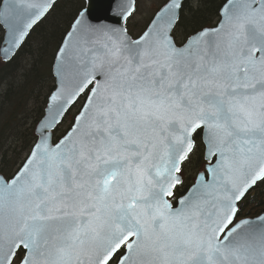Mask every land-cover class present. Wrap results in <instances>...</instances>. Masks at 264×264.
<instances>
[{"label":"snow or ice","instance_id":"6c2138e0","mask_svg":"<svg viewBox=\"0 0 264 264\" xmlns=\"http://www.w3.org/2000/svg\"><path fill=\"white\" fill-rule=\"evenodd\" d=\"M54 3L5 4L0 54L10 58ZM181 7L166 0L136 39L85 11L73 20L35 143L13 176H0V264L21 250L20 264H110L121 249L118 264H264V217L234 223L238 202L264 181V0H226L215 28L177 46ZM198 132L204 168L174 207Z\"/></svg>","mask_w":264,"mask_h":264},{"label":"trees","instance_id":"16d2710c","mask_svg":"<svg viewBox=\"0 0 264 264\" xmlns=\"http://www.w3.org/2000/svg\"><path fill=\"white\" fill-rule=\"evenodd\" d=\"M194 1L195 5L190 4V0L183 3L179 21L172 33L177 44H182L187 37L201 29L214 26L220 18V9L226 2ZM84 6V0H59L47 16L32 29L12 60L4 62L0 58V174L5 178L17 172L35 143L34 129L43 115L50 93L55 88L52 66L56 53L71 23ZM127 29L132 35L133 30L128 23ZM3 35L4 31L0 26V46ZM85 96L86 94L79 99L54 130V142L70 128ZM68 118L70 122L67 125ZM194 138L198 147L191 155L192 160L190 157L185 165L190 164L189 167L196 171L205 161L201 154V133L195 134ZM193 181L194 175L187 177L175 189L174 198L171 200L175 203ZM263 211L264 181H261L246 195L238 218L255 217ZM122 253L123 249L117 256ZM22 256L21 250L16 257L20 259Z\"/></svg>","mask_w":264,"mask_h":264},{"label":"water","instance_id":"95a60500","mask_svg":"<svg viewBox=\"0 0 264 264\" xmlns=\"http://www.w3.org/2000/svg\"><path fill=\"white\" fill-rule=\"evenodd\" d=\"M59 0H55V3L54 5L58 2ZM85 1V6L84 8L81 10V11H85L86 13V19L88 20V22H90L91 24L93 25H96L98 27H103V28H126V23L127 21L129 20V18L132 16L133 12L135 11V8H136V0H84ZM185 0H182V7H183V3H184ZM37 2H43V0H37ZM10 3V0H2L1 1V4H0V13H3L4 11V5L5 4H8ZM226 3V2H225ZM224 3V4H225ZM223 4V5H224ZM130 6H134V11L132 12V14L130 16H128L126 19L124 18L123 16V13L130 7ZM162 7V6H161ZM182 7L180 9V12H179V18H180V15H181V11H182ZM223 7V6H222ZM221 7V9H222ZM53 8V7H52ZM52 8L42 17L40 18L33 26L32 28L28 31L27 35L25 36V38L23 39V41L20 43L19 47L18 48H15L14 51L12 53H10V58L6 59L2 54H0V58L2 61L4 62H8L10 60H12L14 58V56L17 54V52L19 51V49L21 48V46L23 45V43L25 42V40L27 39L28 35L30 34V32L32 31V29L39 23L41 22L46 16L47 14L52 10ZM221 9H220V18L218 20V22L212 26V27H207V29H212V28H215L218 23L220 22V20L222 19V15H221ZM80 11V12H81ZM79 12V13H80ZM152 20V19H151ZM179 21V20H178ZM151 22V21H150ZM149 22V23H150ZM178 23V22H177ZM176 23V25H177ZM175 25V27H176ZM0 26L2 27L3 31H4V35H3V41L1 43V46H0V49H3L4 47H7L8 46V36H9V30L7 27H5V25L3 23H0ZM174 27V29H175ZM147 28V27H146ZM173 29V31H174ZM206 29V28H204ZM204 29H201L200 31L204 30ZM70 30V29H69ZM146 30V29H145ZM144 30V31H145ZM143 31V32H144ZM172 31V33H173ZM199 32V31H198ZM171 33V35H172ZM197 33V32H196ZM127 34L130 38L132 39H136V38H133L129 33H128V30H127ZM195 34V33H194ZM192 34V35H194ZM67 35V34H66ZM65 35V37H66ZM191 35V36H192ZM65 37L60 45V47L63 45L64 43V40H65ZM173 37V35H172ZM174 39V37H173ZM175 41V40H174ZM176 43V41H175ZM177 44V43H176ZM177 46H181V45H177ZM59 47V48H60ZM59 50V49H58ZM58 53V51H57ZM57 53H56V56H55V59H54V63H53V66H52V74H53V77H54V80H55V88L53 91H55L56 87L58 86V76H57V69L59 67V62L57 61L56 57H57ZM67 55L69 57H71L73 55V42L70 41L69 45H68V51H67ZM52 91V92H53ZM51 92V93H52ZM85 93H87L86 95V98L83 102V105L87 102V98H88V92L86 91ZM81 94L79 96V98L76 100V102L69 108V110L65 113L62 121L60 122V124L63 122L65 116L67 115V113L71 110V108L78 102V100L85 94ZM48 101V100H47ZM47 105V104H46ZM82 105V107H83ZM81 107V109H82ZM46 109V107H45ZM80 109V110H81ZM79 110V112H80ZM79 112L76 114L78 115ZM74 123V121H73ZM72 123V124H73ZM59 124V125H60ZM58 125V126H59ZM57 126V127H58ZM37 127V125H36ZM35 127V128H36ZM56 127V128H57ZM55 128V129H56ZM54 129V130H55ZM53 130V131H54ZM52 140L54 142V137L52 135ZM201 143H202V135H201ZM203 145V143H202ZM33 147V146H32ZM32 149V148H31ZM31 151V150H30ZM30 153V152H29ZM29 155V154H28ZM22 166V165H21ZM183 166V165H182ZM0 176H3L0 174ZM4 177V176H3ZM181 180H182V175H181ZM261 181H258L257 183H259ZM256 186V185H255ZM253 186L247 193L249 194L253 189L254 187ZM191 187V186H190ZM189 187V188H190ZM175 190V189H174ZM187 192V191H186ZM185 192V194H186ZM246 195L238 202L237 204V208H238V213L239 211L242 209L243 207V200L245 199ZM180 198V197H179ZM179 198L177 199V201L179 200ZM172 202V201H171ZM173 203V202H172ZM173 206L176 207L178 206L177 203H173ZM238 213L235 217V220H234V223L236 222H239L240 220H249V221H252V222H256L257 221V218L258 217H264V212L262 214H260L259 216H256V217H253V218H242V219H237L238 217ZM123 253H124V249H123ZM123 253L121 255H123ZM118 254V253H117ZM116 254V255H117ZM116 255L112 258L114 259L116 257ZM119 260V259H118ZM112 261V260H111ZM110 261V262H111ZM20 264V263H19ZM118 264V261L117 263Z\"/></svg>","mask_w":264,"mask_h":264},{"label":"rangeland","instance_id":"374dc122","mask_svg":"<svg viewBox=\"0 0 264 264\" xmlns=\"http://www.w3.org/2000/svg\"><path fill=\"white\" fill-rule=\"evenodd\" d=\"M166 2V0H137V6L134 14L128 21L129 27L133 30L132 36H138L144 28L147 26L153 15L156 13V11ZM190 4L195 5L194 0H190ZM82 103V102H81ZM80 104V103H79ZM78 109V108H77ZM77 109L75 111H77ZM79 111V110H78ZM67 125L70 122V119H67ZM193 157H191L192 160ZM205 163V162H204ZM204 163L199 169L190 171L189 166L190 164H186L184 171L182 172L183 176L185 178L190 176L194 177L197 175L198 172L202 171L204 168ZM193 166V164H192ZM190 171V172H188ZM252 218V217H250ZM240 219V218H239ZM20 259L16 258L14 260V264H19Z\"/></svg>","mask_w":264,"mask_h":264},{"label":"flooded vegetation","instance_id":"af4514ba","mask_svg":"<svg viewBox=\"0 0 264 264\" xmlns=\"http://www.w3.org/2000/svg\"><path fill=\"white\" fill-rule=\"evenodd\" d=\"M187 162V161H186ZM185 162V163H186ZM185 163H184V165H185ZM183 165V166H184ZM183 168V167H182ZM185 168V167H184ZM189 169L191 170V168L189 167ZM184 171V169H182V172ZM182 175V182H184V180L186 179L184 176H183V174H181ZM194 179H195V177H194ZM194 182V181H193ZM185 194V193H184ZM183 194V195H184ZM182 196V195H181ZM180 196V197H181ZM178 199V198H177ZM177 201V200H176ZM118 259H119V257H115L114 259H112V261L110 262V264H116L117 263V261H118Z\"/></svg>","mask_w":264,"mask_h":264}]
</instances>
